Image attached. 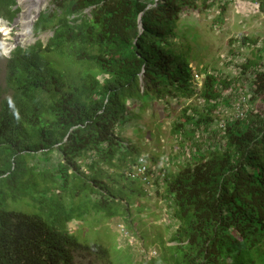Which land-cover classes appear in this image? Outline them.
<instances>
[{
    "label": "trees",
    "instance_id": "trees-1",
    "mask_svg": "<svg viewBox=\"0 0 264 264\" xmlns=\"http://www.w3.org/2000/svg\"><path fill=\"white\" fill-rule=\"evenodd\" d=\"M251 1L264 12V0ZM52 2L33 27L52 35L14 49L5 86L0 82V264H68L74 248H83L67 229L69 220L110 200L124 201L120 214L144 209L139 198L147 197L146 188L122 174L139 148L125 145L119 130L139 121L151 101L166 105L194 94L190 62L197 47L188 37L198 34L179 28L181 13L217 6L223 16L229 5ZM16 4L0 0V16L14 18ZM258 41L243 37L242 43ZM254 48L237 78L203 65L195 99L204 104L184 106L171 124L163 198L167 241L175 243L162 244L163 260L153 264H264V47ZM244 79L253 109L221 127Z\"/></svg>",
    "mask_w": 264,
    "mask_h": 264
},
{
    "label": "rangeland",
    "instance_id": "rangeland-1",
    "mask_svg": "<svg viewBox=\"0 0 264 264\" xmlns=\"http://www.w3.org/2000/svg\"><path fill=\"white\" fill-rule=\"evenodd\" d=\"M223 1L229 2L228 8L223 9L225 11L223 16L218 15L219 11L217 7H214L209 13L205 8L200 10V12L188 9L189 12L181 14L179 28L182 27L187 32L196 29L198 34V37L193 39L188 37V43L197 47L194 53L196 58L190 62L194 73L193 81L196 86L194 94L190 98L182 100L183 104H180L176 100L166 105L157 100L148 101L149 103L140 122L137 120L136 124L124 125L120 128L122 135L128 139L127 144L137 146L150 160L153 157L159 159L161 157H169L172 150L170 141L174 135L171 134L170 128L173 122L178 117H181L183 105L196 104L197 106L204 104L198 98L195 99L196 93L203 86L204 82L205 76H202L201 71L204 67L203 65H208V70L220 67L231 78H237L240 73L239 65L255 58L256 50L255 48L248 47H241L240 49L238 48L239 46L232 47L233 45H231L230 41L235 39V37L241 39L242 36L249 35L253 40L259 39L264 42V12L257 11L256 6L246 0ZM37 3H40L37 5L39 11L37 16L32 18L34 21L31 23L28 11L33 9ZM52 5V0H18L20 12L14 19H0V45L3 50L2 54L8 55L16 44L20 45L18 43L25 41L24 46H28L39 40L46 43L52 33L49 30L40 34L35 33L33 26L39 15L51 8ZM34 14L36 13L34 12ZM17 39L18 42H14ZM194 39L197 40L195 41ZM227 58L229 59L228 66L225 65ZM262 62L264 63V59ZM0 82L5 86L3 74L1 75ZM248 93L250 92H247L246 96H248ZM4 96H9V94L5 93ZM234 113V109L231 108L227 111V114H221V119L233 117ZM174 149L181 150L176 143ZM162 150L166 151V155L161 152ZM171 167L175 169V166L171 165ZM108 179L106 178L105 181H108ZM150 194L146 202L149 208L137 216L144 222V226H141L143 230L138 231V233L137 231L135 233H131L130 231V237L121 234L118 228H116L120 218L107 220L108 215L106 213H100L91 219L87 218L83 224L80 221L73 220L68 226L73 231H78L74 234L80 242L93 243L92 245H94V242H97L104 245L105 241L106 246L110 249V257L112 255L115 264H128L129 261L133 264L138 262L143 264V260L147 261V259L152 257L153 259H162L163 256L160 255V250L163 248L160 244L163 240H167L170 235L165 229L166 217L163 215L160 220V214L163 211L160 208L159 195H156L155 191H151ZM17 206L25 210L31 209L25 208L26 205L22 203ZM136 213L135 211L133 216ZM138 222L136 221L134 224L139 225ZM139 223L140 225L142 224L141 221ZM143 234L148 235V237L143 238ZM158 235L162 236L159 239H153L157 238ZM167 245H172V243H168Z\"/></svg>",
    "mask_w": 264,
    "mask_h": 264
},
{
    "label": "clouds",
    "instance_id": "clouds-1",
    "mask_svg": "<svg viewBox=\"0 0 264 264\" xmlns=\"http://www.w3.org/2000/svg\"><path fill=\"white\" fill-rule=\"evenodd\" d=\"M16 1H17V4L15 5V7H19L18 6V0H16ZM19 12H20V7H19ZM19 12H17V14ZM183 12H189V10L187 9V10H184ZM183 12L181 14H183ZM17 14H15V16ZM4 18L5 19L6 18L14 19V18H10L7 14L0 16V19H4ZM25 42L18 43L20 45L16 44V46L10 51V53L8 55H6L4 53L6 56L2 54L3 50H2V47L0 45V79H1L2 74L4 75V79H5V77H7V63H8V60L11 58L14 49H16L17 47L27 48V47L36 43V42H34L33 44H30L28 46H24ZM202 76H204L203 73H202ZM177 102H179L180 104H183L182 101H177ZM183 107H184V105H183ZM140 121L141 120H139V122ZM136 123H134V124H136ZM127 125H132V124H127ZM126 126H125V128H126ZM119 133H121L120 130H119ZM170 142H171V148H172V143H174V140L172 139ZM125 145H128V144H125ZM128 146H130V145H128ZM132 146H134V145H132ZM139 152H140L139 155H138V153H136L137 155L134 158L135 160L129 159V161L126 162L127 166L123 169L122 174H123V179H127V180H125L126 182L131 181V182L141 183V185L146 188L145 190L148 193L147 197L146 198H143V197L139 198L140 199L139 202L141 205L144 206V209L139 208V206H138V209H135L133 207L132 210H130V208H128L129 210L126 214H124V213L120 214L119 210L117 212V208L121 203H124V201L123 202H121V201L120 202H114V201L110 200V201H105L103 203H100L95 208L91 209L89 211V213L85 216V218L84 217L83 218L74 217L71 220H69L67 222V229L77 239L79 244L83 246V248H74L73 260H70L68 262V264H70V262H72L71 264H80V263L81 264H107L106 262H104V259H103L104 256H107L109 259L111 258L112 261L114 262L112 255L110 257V249L106 246L107 244L105 243V241H104V245L101 243H97V242H94V245H92L93 243H85V242H80L78 240V238L74 234L78 231H73L68 226V224L73 220L80 221V223L83 224L87 218L91 219L93 216H98L100 213H106L108 215L107 220L117 218V217L120 218V220L117 222L116 228H118V230L121 232V234H123L127 237H130L131 236L130 231H131V233H135L136 231L138 233V231L143 230L141 226H144V222L141 218H138L137 216H138V214L143 212L145 209L149 208V206L147 205L146 202H147L149 196L151 195L150 194L151 191H155L156 195H159V199H160V203H161L160 208L163 211V213L160 214V220L162 219V216L164 215L166 217L165 223H167L168 212H167V209L165 208L163 197H164V190H165V186H166V176L168 173L166 167L169 166V164H170V162H168V156L165 158L161 157L160 159L157 157H153L150 160L149 157H147L145 155V153L142 152L140 149H139ZM161 152L164 155H166V151L162 150ZM171 152H172V150H171ZM171 152H170V154H171ZM135 211L137 213L133 216ZM136 221H139V222L141 221L142 224L140 225L138 222L139 225H135L134 223H136ZM129 223H130V226H129ZM161 236L162 235H158L157 238H153V237L152 238L153 239H159ZM142 237L147 238L148 235L143 234ZM167 240H163L161 242L160 246L162 248H164L162 246V244L167 246L168 243H172V245H174L175 242H170ZM96 246H98V247L101 246V248H104L106 250V254L101 252L100 248H98ZM163 252H165L164 249H161L160 255H162ZM166 258H167V256H166ZM152 260H153V257L150 259H147V261L143 260L142 262L146 263V264H153ZM154 260H157V262H161L163 259L154 258ZM130 262L131 261H129L128 264H130ZM138 263H140V262H138ZM138 263H136V264H138Z\"/></svg>",
    "mask_w": 264,
    "mask_h": 264
},
{
    "label": "built area",
    "instance_id": "built-area-1",
    "mask_svg": "<svg viewBox=\"0 0 264 264\" xmlns=\"http://www.w3.org/2000/svg\"><path fill=\"white\" fill-rule=\"evenodd\" d=\"M246 1H249V2H251L252 4H254L255 6H256V8H257V11H260L259 10V8H258V3H256V2H253V1H251V0H246ZM225 2V1H224ZM227 2V1H226ZM214 7H217V6H214ZM214 7H212L211 9L209 8V9H207V12L209 13ZM228 8V7H227ZM226 8V9H227ZM219 9H220V7H219ZM218 9V15H219V13H220V10ZM223 11V10H222ZM261 12V11H260ZM225 13V12H224ZM248 36V37H247ZM243 37H247V38H252V37H250L249 35H246V36H242V38L241 39H238V37H235V39H232V40H234L233 41V43H232V45H233V47H237V46H239L238 48L240 49L241 47H248V48H254V47H256V48H263L264 47V42L263 41H258L257 42V44L256 45H254V46H249V45H245V44H243L242 43V41H243ZM236 49V48H235ZM226 58V57H225ZM228 59V58H227ZM248 77H251L252 75H251V72H248ZM244 83L245 82H247V80L246 79H244V81H243ZM245 85H246V87H245V90H244V92L243 93H241V94H239L238 95V98L235 100V101H233L232 102V104H231V107H227L226 109H225V114H227V111H229L231 108H233L234 109V116L233 117H229V118H226V117H224V118H222L223 119V121H222V119L220 118L219 119V125L221 126V127H224L225 126V123L227 122V121H231V120H233V119H237V118H243V117H245V115H246V113L248 112V111H250V110H252L253 109V107H252V105H251V103H250V101H249V99H250V94L248 95V96H246V93H247V91L250 89V86H249V83H245Z\"/></svg>",
    "mask_w": 264,
    "mask_h": 264
},
{
    "label": "bare ground",
    "instance_id": "bare-ground-1",
    "mask_svg": "<svg viewBox=\"0 0 264 264\" xmlns=\"http://www.w3.org/2000/svg\"><path fill=\"white\" fill-rule=\"evenodd\" d=\"M38 4H40V3H37L35 6H34V8L33 9H31V10H29L28 11V14H30L29 16H30V21H31V23H32V21H34L32 18H34L35 16H37V13H38V11H39V8H37V5ZM34 12L36 13V14H34ZM14 42H18V39L17 40H14ZM224 59V58H223ZM238 73V72H237Z\"/></svg>",
    "mask_w": 264,
    "mask_h": 264
},
{
    "label": "water",
    "instance_id": "water-1",
    "mask_svg": "<svg viewBox=\"0 0 264 264\" xmlns=\"http://www.w3.org/2000/svg\"><path fill=\"white\" fill-rule=\"evenodd\" d=\"M139 25H141V18L139 17Z\"/></svg>",
    "mask_w": 264,
    "mask_h": 264
}]
</instances>
